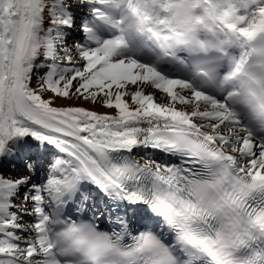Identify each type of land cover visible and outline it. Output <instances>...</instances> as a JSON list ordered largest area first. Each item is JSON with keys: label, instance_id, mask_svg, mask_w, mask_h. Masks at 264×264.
I'll return each mask as SVG.
<instances>
[{"label": "snow or ice", "instance_id": "6c2138e0", "mask_svg": "<svg viewBox=\"0 0 264 264\" xmlns=\"http://www.w3.org/2000/svg\"><path fill=\"white\" fill-rule=\"evenodd\" d=\"M239 3L222 61L258 34L264 55V0ZM89 4L0 0V264H264L244 252L264 236V135L229 76L217 94L117 54Z\"/></svg>", "mask_w": 264, "mask_h": 264}, {"label": "clouds", "instance_id": "9594fccd", "mask_svg": "<svg viewBox=\"0 0 264 264\" xmlns=\"http://www.w3.org/2000/svg\"><path fill=\"white\" fill-rule=\"evenodd\" d=\"M96 5L97 23L89 28L97 39L115 38L117 54L159 68L167 64L196 86L217 94L209 78L219 82L228 75L225 88L233 92V111L255 134L264 133V55L257 54L260 34L248 42V48L233 46L227 61L220 59L216 47L218 40L226 38L221 35L224 14L234 15L242 7L239 0H96ZM104 30L113 34L106 37Z\"/></svg>", "mask_w": 264, "mask_h": 264}, {"label": "bare ground", "instance_id": "6f19581e", "mask_svg": "<svg viewBox=\"0 0 264 264\" xmlns=\"http://www.w3.org/2000/svg\"><path fill=\"white\" fill-rule=\"evenodd\" d=\"M96 2L95 0H90V4H89V9L88 11L84 14L85 16L82 17L81 19V23L82 24H87V25H90V24H96L97 23V18L94 14V12L91 10L92 8L96 7ZM113 33L109 30H104L103 31V35L104 36H110L112 35ZM75 36H76V39L81 42V43H86L87 40H88V34L83 32V31H80V32H77L75 33ZM142 58H140L141 60H146L148 59V57L146 56H140ZM146 58V59H144ZM162 71H165L166 73H168L169 75L171 76H179L181 74L177 73L171 66L169 65H163L161 68H160ZM63 103H67V101H63ZM80 103H83V102H80ZM85 107H89V108H94L95 110L97 111H100V112H110V111H114V110H110V109H107V108H102L100 107L99 105H92V104H84ZM26 139L28 140H32L31 137H27ZM33 143L35 144H38L39 141H34L32 140ZM49 148H51V146H49Z\"/></svg>", "mask_w": 264, "mask_h": 264}, {"label": "rangeland", "instance_id": "374dc122", "mask_svg": "<svg viewBox=\"0 0 264 264\" xmlns=\"http://www.w3.org/2000/svg\"><path fill=\"white\" fill-rule=\"evenodd\" d=\"M84 16H85V15H84ZM84 16H83V17H84ZM79 103H80V102H79ZM41 174L43 175V173H41ZM4 175H5V176H14L15 173H11V172H6V171H5Z\"/></svg>", "mask_w": 264, "mask_h": 264}]
</instances>
